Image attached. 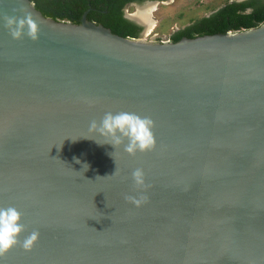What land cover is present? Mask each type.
<instances>
[{
    "label": "water",
    "instance_id": "1",
    "mask_svg": "<svg viewBox=\"0 0 264 264\" xmlns=\"http://www.w3.org/2000/svg\"><path fill=\"white\" fill-rule=\"evenodd\" d=\"M21 7L39 38L0 19V206L22 213L21 241L40 236L0 264H264V22L157 41L31 0L0 17ZM109 111L150 117L155 147L102 144L88 128Z\"/></svg>",
    "mask_w": 264,
    "mask_h": 264
},
{
    "label": "clouds",
    "instance_id": "2",
    "mask_svg": "<svg viewBox=\"0 0 264 264\" xmlns=\"http://www.w3.org/2000/svg\"><path fill=\"white\" fill-rule=\"evenodd\" d=\"M21 16L0 17L3 26L12 39L19 40L27 36L33 41L39 38L38 25L32 14L23 7L19 9ZM154 121L150 117H142L133 112L119 111L106 112L102 119L97 122L93 120L88 128L90 133L99 137L102 144H110L115 149L123 146V151L130 156L137 152L150 151L155 147V137L152 131ZM98 143H100L97 140ZM114 153V152H113ZM113 153L110 155L113 156ZM76 163H80L76 159ZM83 167H88L84 164ZM132 181L137 189L136 196H128L126 199L136 207L147 202L146 177L142 168H136L132 172ZM22 221V213L15 206H0V258L5 256L13 247L20 245L25 251H31L39 240L40 233L33 230L21 241V234L25 232Z\"/></svg>",
    "mask_w": 264,
    "mask_h": 264
},
{
    "label": "trees",
    "instance_id": "3",
    "mask_svg": "<svg viewBox=\"0 0 264 264\" xmlns=\"http://www.w3.org/2000/svg\"><path fill=\"white\" fill-rule=\"evenodd\" d=\"M43 15L79 23L85 10L86 18L108 27L121 36L138 37L140 27L124 17L125 6L135 0H31ZM249 6L251 10L246 11ZM264 22V4L251 1H227L208 16H201L188 26L174 32L172 41L182 37L223 33L251 28Z\"/></svg>",
    "mask_w": 264,
    "mask_h": 264
},
{
    "label": "rangeland",
    "instance_id": "4",
    "mask_svg": "<svg viewBox=\"0 0 264 264\" xmlns=\"http://www.w3.org/2000/svg\"><path fill=\"white\" fill-rule=\"evenodd\" d=\"M228 0H173L166 4L152 5L148 11V18L152 24L150 33L146 32L144 24L143 37L148 40L165 39L172 33L193 20L209 13ZM138 5H127L126 14L135 17ZM136 18V17H135ZM137 19V18H136Z\"/></svg>",
    "mask_w": 264,
    "mask_h": 264
},
{
    "label": "flooded vegetation",
    "instance_id": "5",
    "mask_svg": "<svg viewBox=\"0 0 264 264\" xmlns=\"http://www.w3.org/2000/svg\"><path fill=\"white\" fill-rule=\"evenodd\" d=\"M173 0H135V1H132V2H129L127 5H138V6H143V5H145V4H151V5H158V4H166V3H169V2H172ZM228 1H251V0H228ZM254 3H255V5H258V4H264V0H252ZM126 5V6H127ZM125 6V7H126ZM222 6V5H221ZM221 6H219V7H216V8H214L213 10H211L209 13H207V14H205V15H203V16H208V15H210V14H212L213 12H215L216 10H218ZM246 11H249V10H251L250 8H249V6H247L246 7V9H245ZM126 15H128V14H126V12H125V10H124V17L125 18H127L128 20H130V21H132V22H134L136 25H138L139 27H140V30H139V33H138V37L139 36H143V29H144V24L141 22V21H139L138 19H136L135 17H133V16H131V15H129L130 16V18H128ZM200 18V17H199ZM194 21V20H193ZM193 21H191L190 23H188V24H186V25H183L182 27H180V28H178V29H176L174 32H176V31H178L179 29H182V28H184L185 26H188L189 24H191ZM263 23V22H262ZM261 24V23H260ZM259 24V25H260ZM258 26V25H257ZM229 31H233V30H229ZM173 32V33H174ZM148 33H150V32H148ZM172 33V34H173ZM169 39L171 40V35L169 36Z\"/></svg>",
    "mask_w": 264,
    "mask_h": 264
},
{
    "label": "bare ground",
    "instance_id": "6",
    "mask_svg": "<svg viewBox=\"0 0 264 264\" xmlns=\"http://www.w3.org/2000/svg\"><path fill=\"white\" fill-rule=\"evenodd\" d=\"M151 4H145L143 6H138L137 12L135 14V17L146 24V32L151 31L152 24L150 22V19L148 18V11L151 7Z\"/></svg>",
    "mask_w": 264,
    "mask_h": 264
},
{
    "label": "built area",
    "instance_id": "7",
    "mask_svg": "<svg viewBox=\"0 0 264 264\" xmlns=\"http://www.w3.org/2000/svg\"><path fill=\"white\" fill-rule=\"evenodd\" d=\"M166 39V38H165ZM160 40H164V39H160Z\"/></svg>",
    "mask_w": 264,
    "mask_h": 264
}]
</instances>
